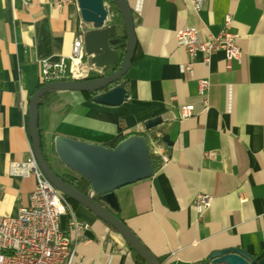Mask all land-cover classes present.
<instances>
[{
	"label": "crops",
	"instance_id": "1",
	"mask_svg": "<svg viewBox=\"0 0 264 264\" xmlns=\"http://www.w3.org/2000/svg\"><path fill=\"white\" fill-rule=\"evenodd\" d=\"M127 2L137 40L120 82L128 100L109 107L84 93L49 94L38 109V129L54 171L77 176L49 155L56 136L113 148L126 133L144 134L153 154L151 137L158 133L153 155L166 154L169 162H160L151 178L118 189L115 215L162 264H209L212 252L229 248L264 258V0H202L199 10L191 0ZM227 14L239 59L227 70L219 51L208 65L198 58L185 71L187 56L175 33L193 28L203 38L215 36ZM88 29L75 3L0 0V217L16 216L35 187L33 176L12 177L8 170L31 149L28 108L41 84V61L68 57L74 39ZM200 79L210 83L206 110ZM186 105L194 106V115L179 120ZM156 117L162 124L145 130V122ZM199 193L211 197L201 220L194 208ZM71 215L88 227L74 230ZM71 215L59 224L78 264H137L123 238L89 211L71 205Z\"/></svg>",
	"mask_w": 264,
	"mask_h": 264
},
{
	"label": "water",
	"instance_id": "2",
	"mask_svg": "<svg viewBox=\"0 0 264 264\" xmlns=\"http://www.w3.org/2000/svg\"><path fill=\"white\" fill-rule=\"evenodd\" d=\"M123 21L125 47L122 58L117 50L120 38L115 24L106 26L109 13L104 0H76L80 20L88 26L83 34L85 54L97 70L119 68L108 75L81 81H59L45 84L30 98L28 108V131L31 149L36 162L47 181L67 199L80 205L105 223L128 244L144 264H162L142 243L137 235L115 214L119 211L115 192L123 187L147 180L153 175L146 137L133 133L113 148L56 136L52 148L57 161L89 183L86 194L62 181L47 164L41 149L38 129V109L41 98L50 92L93 93V102L103 106L117 107L128 100L124 83H120L130 69L137 48L132 9L127 0H114ZM121 59V62H120ZM114 85V86H113ZM113 86V87H111ZM111 87V88H110ZM101 92L102 90H105ZM162 124L160 117L145 122L147 131ZM163 143L171 145L168 136ZM209 264H264V258L256 259L240 248L212 252ZM206 264V263H204Z\"/></svg>",
	"mask_w": 264,
	"mask_h": 264
},
{
	"label": "built area",
	"instance_id": "3",
	"mask_svg": "<svg viewBox=\"0 0 264 264\" xmlns=\"http://www.w3.org/2000/svg\"><path fill=\"white\" fill-rule=\"evenodd\" d=\"M30 0H23L25 6ZM76 3V0H65ZM193 7L199 10L202 0H191ZM61 7V4H56ZM232 17L227 14L220 32L203 38L193 28H184L175 33V41L187 56L185 71H190L198 58L208 65L213 55L222 51L226 69L230 63L239 59L241 50L236 43L237 35L230 31ZM102 74L90 64L85 54L83 34L77 36L68 57L44 59L41 61V84L59 81L90 80ZM198 94L202 97L205 110L208 108L207 94L210 83L207 79L198 80ZM175 97H170L173 102ZM194 115V106L186 105L179 109V120H187ZM161 135L153 133V154H158V141ZM161 165L169 162L168 155L159 153ZM9 175L27 178L33 176L35 187L30 194L28 205L21 207L14 217H0V264H78L75 261V248L60 229V217L70 214L71 205L67 198L56 190L41 172L32 149L22 162L9 165ZM211 206V197L199 193L194 199L197 220H201ZM70 225L74 230L86 229L71 215Z\"/></svg>",
	"mask_w": 264,
	"mask_h": 264
},
{
	"label": "trees",
	"instance_id": "4",
	"mask_svg": "<svg viewBox=\"0 0 264 264\" xmlns=\"http://www.w3.org/2000/svg\"><path fill=\"white\" fill-rule=\"evenodd\" d=\"M104 4L107 6V11L109 13V16L112 18V20L115 19V17L117 16L120 23L123 25V21L121 19V16L118 12V8L116 6V3L114 2V0H104ZM123 31H124V34L122 36H118L120 38V43L118 44L117 46V50L119 51L120 53V57L122 58L123 56V53H124V47H125V30H124V25H123ZM120 62H121V59H120ZM120 64H118L114 69H112V71H110L109 73H104V75H108L110 74L111 72L117 70L119 68ZM44 86V84H39V86L37 87V89H39L40 87ZM114 86V85H113ZM111 86V87H113ZM110 87V88H111ZM36 89V90H37ZM35 90V91H36ZM107 89L105 90H102L101 92L103 91H106ZM51 93H54V92H50V93H47L46 95H44L42 98H41V101H40V104L43 103L44 99L47 98V96ZM85 97L89 100H92L93 97L95 96V94L93 93H84ZM133 133H126L124 136L121 137V139L119 140V142L123 139H125L126 137H128L129 135H131ZM140 135H143L144 134H140ZM39 138H40V144H41V149H42V152H43V156L47 162V164L49 165V167L51 168V170L53 172L54 169L52 168V166L50 165L49 163V160H48V156H47V149H46V145H45V139H44V135L42 132H39ZM149 158L151 160V164H152V168H153V173H155L159 166H160V159L158 157H156L155 155L149 153ZM56 173V172H55ZM57 176L62 180L64 181L65 183L69 184L70 186H72L73 188H75L76 190L80 191L81 193H84L86 194L88 192V189H89V183L87 180L79 177V176H73V175H68V174H58L56 173ZM68 202L70 203V205L72 206H75L77 205L76 203H74L73 201L67 199ZM132 250V249H131ZM134 253V252H133ZM134 257H135V260L137 262V264H144L143 260L138 257L135 253H134ZM160 262L162 263V260H160Z\"/></svg>",
	"mask_w": 264,
	"mask_h": 264
},
{
	"label": "rangeland",
	"instance_id": "5",
	"mask_svg": "<svg viewBox=\"0 0 264 264\" xmlns=\"http://www.w3.org/2000/svg\"><path fill=\"white\" fill-rule=\"evenodd\" d=\"M105 7H106V9H107V6L105 5ZM112 24H115L116 26H117V36H122L123 34H124V31H123V25L119 22V21H117V22H114L112 19H111V17L109 18V21L106 23V26H109V25H112ZM112 69L111 68H107V69H105V70H103V72H110ZM45 85V84H44ZM50 156H53V157H55V155H54V153L52 152V153H50L49 154ZM47 156H48V153H47ZM55 159H56V157H55ZM48 160H50L49 159V157H48ZM56 161H57V159H56ZM49 163H50V161H49ZM59 163V162H58ZM60 164V163H59ZM50 165H51V163H50ZM52 166V165H51ZM53 168V167H52ZM74 174V173H73ZM67 215V214H66Z\"/></svg>",
	"mask_w": 264,
	"mask_h": 264
},
{
	"label": "flooded vegetation",
	"instance_id": "6",
	"mask_svg": "<svg viewBox=\"0 0 264 264\" xmlns=\"http://www.w3.org/2000/svg\"><path fill=\"white\" fill-rule=\"evenodd\" d=\"M112 71V70H111ZM105 73H109V72H105Z\"/></svg>",
	"mask_w": 264,
	"mask_h": 264
}]
</instances>
